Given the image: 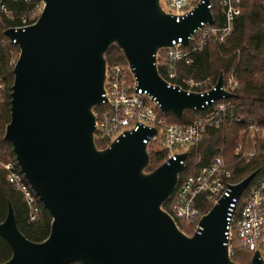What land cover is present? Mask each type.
<instances>
[{"label": "water", "instance_id": "95a60500", "mask_svg": "<svg viewBox=\"0 0 264 264\" xmlns=\"http://www.w3.org/2000/svg\"><path fill=\"white\" fill-rule=\"evenodd\" d=\"M38 19L4 35L15 41L10 119L4 140L24 178L51 217L48 237L27 239L8 205L0 237L11 250L0 264H238L226 242L228 207L256 172L230 185L186 235L162 208L173 193L188 152L147 172V137L137 130L99 149L94 108L105 98V53L116 45L133 69L137 89L156 98L165 114L182 118L211 100L231 98L221 73L205 93L167 86L156 53L212 23L202 0L177 20L161 0H41ZM250 264H264L255 252Z\"/></svg>", "mask_w": 264, "mask_h": 264}, {"label": "built area", "instance_id": "2783aa9c", "mask_svg": "<svg viewBox=\"0 0 264 264\" xmlns=\"http://www.w3.org/2000/svg\"><path fill=\"white\" fill-rule=\"evenodd\" d=\"M30 6L28 13L20 17V25L14 28H24L33 24L41 14L44 3L41 0H13ZM202 0H161L163 10L175 15L177 20L191 13L193 8ZM219 12L214 14L213 2L208 8L212 12L213 22H202L200 27L188 37L187 44L182 38L172 41L156 53L155 66L162 71V79L167 86L178 87L187 93H205L209 87L208 79L195 81L192 77H184L174 69V62L192 63L194 52L203 49L209 40L225 41L232 33L234 22L240 15V0H217ZM264 8V0L261 2ZM0 16L12 18L10 10L3 0H0ZM6 37V36H5ZM15 46V41H10ZM12 63V62H11ZM10 63V64H11ZM238 87V81L233 74L224 77L223 89L233 92ZM103 100L95 112V142H111L124 137L127 133L137 130L139 126L155 128V136L147 137L148 150L163 151L166 156L161 164L169 165L180 153L188 152L196 147L206 133L231 124H240V137L234 146L235 161L250 160L256 156L257 143L264 139V122L244 120L233 113V105L225 102L226 98L206 102L200 110H210L207 115L196 116L190 123H170L165 113L159 109L155 97L142 89H137L133 69L125 64H107ZM187 157L181 160L182 170L187 166ZM197 158V163H199ZM233 162V163H234ZM233 163L225 161L222 154L212 156L208 163L199 166L193 173L178 180L169 197L170 212H168L177 227L186 235L199 233V221L222 196L230 192L234 174ZM5 171L6 181L20 194L24 202L28 218L34 221L38 218V197L24 178L19 166L13 160L0 162ZM181 172V171H180ZM250 184V183H249ZM249 186V185H248ZM233 198L227 212L226 242L230 256L235 249L248 252L252 257L258 252L264 262V179L258 180ZM242 197L244 198L242 200ZM211 203L207 212H203L198 203L200 200ZM190 229L187 234L182 228Z\"/></svg>", "mask_w": 264, "mask_h": 264}, {"label": "trees", "instance_id": "16d2710c", "mask_svg": "<svg viewBox=\"0 0 264 264\" xmlns=\"http://www.w3.org/2000/svg\"><path fill=\"white\" fill-rule=\"evenodd\" d=\"M3 2L13 11V16L12 18L0 16V162L13 160L18 166L11 144L5 141L3 136L10 119L12 69L19 50L6 39L4 32L10 27L20 25V17L28 13L30 6L13 0ZM261 2L262 0H240V15L234 22L231 35L225 41L209 40L203 49L193 53L191 64L174 62L173 66L181 76L192 77L195 81L208 79L209 87L216 83L221 73L224 77L233 74L238 81V87L233 90L234 96L225 99V102L233 105L234 115L244 120L264 122V8ZM213 11L214 14L219 12L218 1L217 4L213 2ZM105 59L108 65L126 63L122 51L116 45L110 46L105 53ZM159 74L163 76L161 70ZM94 111L97 112L98 107H95ZM209 111H186L182 118H176L171 114H167L166 117L170 123H190L196 116L207 115ZM241 128L240 124H231L208 131L200 143L189 151L187 166L181 170L179 178L182 179L199 166L207 164L214 155L222 154L225 161L233 163L234 146L240 137ZM96 145L99 149L106 146L105 142L100 141H96ZM148 152L147 172L161 165L166 156L163 151L150 149ZM197 158L200 160L199 163L196 162ZM233 167L234 182H239L250 173L256 172L248 188L258 180L264 179V139L258 141L255 157L248 161H235ZM9 204L14 210L19 230L27 239L42 242L48 237L51 217L47 210L38 199V218L30 221L20 194L6 181L5 171L0 166V222L5 218ZM170 205V200H167L162 208L170 212ZM198 205L203 212H207L211 203L202 199ZM181 228L190 234V229L183 226ZM10 256L9 246L0 237V263L7 261ZM248 258L249 253L240 249H235L231 255V259L236 263L247 262Z\"/></svg>", "mask_w": 264, "mask_h": 264}, {"label": "rangeland", "instance_id": "374dc122", "mask_svg": "<svg viewBox=\"0 0 264 264\" xmlns=\"http://www.w3.org/2000/svg\"><path fill=\"white\" fill-rule=\"evenodd\" d=\"M215 4H217V0H212ZM164 4L162 3V6H163ZM18 56V55H17ZM16 61V60H15ZM12 62V61H11ZM244 198L242 197V200H243ZM250 254H249V258H250ZM248 258V261L247 262H244V263H238V264H250V259Z\"/></svg>", "mask_w": 264, "mask_h": 264}]
</instances>
